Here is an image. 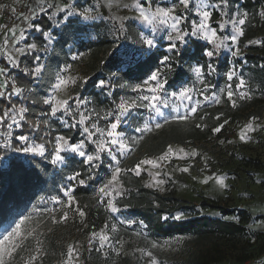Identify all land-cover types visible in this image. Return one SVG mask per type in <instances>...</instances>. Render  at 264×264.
I'll list each match as a JSON object with an SVG mask.
<instances>
[{
  "label": "snow or ice",
  "instance_id": "6c2138e0",
  "mask_svg": "<svg viewBox=\"0 0 264 264\" xmlns=\"http://www.w3.org/2000/svg\"><path fill=\"white\" fill-rule=\"evenodd\" d=\"M107 6L109 9L113 7L112 0H108ZM115 7L133 12L131 17H113L114 20L121 22L120 27L116 30L117 33L126 31L123 24L125 19H135L151 29L153 38H149L143 33L139 36L140 42L147 45L149 49L156 47L155 35L160 30L165 31L166 38L170 43L168 46L169 55L163 56L159 61V66L155 70L149 69L146 78L142 79L140 83L128 86L137 95L134 98L119 97L118 100L112 102L114 107L108 111L101 112L96 108L90 109L88 107L89 100L81 97L78 93L72 94L75 87L86 83L83 78L70 75L72 65L67 64L53 73H47L46 65L38 54L41 52L47 54L56 40L52 31L46 30L41 26V23H37L41 15L49 21H54L55 26L67 22L70 17L75 15H79L85 21L96 20L98 15L93 13L99 8V4L95 7L78 10L76 0H64L63 3H58L56 0H37L36 6L29 9L28 15L20 14L24 27L7 28L3 44L0 45V58L3 59V63L0 64V101L5 102L4 106L0 107V129H4V131H0V136L4 137L3 147L11 148L16 153L42 157L49 160L52 165H65L70 158L78 156L81 158V165L87 166L88 175L85 178L81 172L75 171L67 179L79 185H84L87 180L94 179V173L104 165L107 159V168L110 170V174L98 188L97 196L98 202L105 205L111 213L121 211L117 198L126 195L123 177L127 173L140 176L142 172L147 171L151 178L147 186L159 187L164 183V180L158 179L161 175L159 169L162 162L169 161L172 156L178 153L182 154L179 158L198 155L195 151L188 153L182 148L174 150L169 145L167 150L155 159L144 158L137 160L130 167H122L121 157H127L133 152L143 138V134L163 126L160 122H156L154 125L145 123L135 129L137 133L141 134L140 137H130L121 130L122 123L126 122V118L134 110L140 108L148 109L157 116H164L162 108L175 105L176 101L181 104L187 102L184 113L177 112L171 117L164 116V124L168 123L170 119L173 121H188L194 118L203 120V117L199 116V110L203 105L199 99L195 98L197 94L203 96L204 101L211 100L217 104L221 103V96L205 94L209 85L205 78L204 68L207 67L209 71H214L212 64L208 63L205 66L192 68L191 71L195 73L196 83L190 86L183 84L175 91H169L167 72L162 69L171 71L175 56L180 52L178 44H187L186 38L189 37L203 39L208 45H211L203 52V55L208 58L218 56L221 49H227L233 57L239 56L241 54L239 47L233 48L232 45H238L240 38L245 35L244 25L249 16L248 12H242L239 8L233 10L230 6V0H216L215 3L210 2V0H171L170 3H161L160 0H129V2L120 0L119 3L115 4ZM49 10L54 11L50 12ZM13 11L15 12V9ZM214 13L218 14L219 19L214 18ZM192 14L195 18H190ZM261 15H264V12ZM51 27L53 25L50 24L49 29ZM228 29L231 31L229 32ZM28 32L39 33L37 38L39 43L29 40L26 34ZM115 39L119 40L120 35H116ZM249 43L264 44V41L251 40ZM78 59L80 56H72V60ZM24 60H29L30 66L21 68ZM121 63L125 62L122 61ZM15 69H20L25 75L37 82L42 81L46 74L49 76L50 92L40 100H32L33 104L41 103L47 106V110L39 114L40 118L35 120L29 118L32 109L23 100L25 93L32 90L18 84L16 77L12 74ZM128 71L131 72L132 69L129 67ZM226 77L228 81H232L234 78L237 80L235 89H239V92L233 88L232 84H228L225 89L221 90V93L226 95L232 107H237V100L233 98L234 96L239 100L250 98L248 92L245 91L248 87L247 82L242 76H238L234 66L226 73ZM197 83L203 85V88H198ZM99 87L104 88L105 82L100 81ZM120 87L126 86L121 84ZM109 95H111V91H109ZM14 97L20 99L13 102ZM49 118H56L68 130L69 134H57L51 139H48L47 135L37 138L31 134L41 131L44 126L50 129ZM216 119L219 120V116ZM227 123L228 121L224 120L223 123L214 126L211 131L219 133ZM26 126L29 129V134H25L24 131H16L17 129H24ZM195 126L201 128L206 125L198 123ZM73 130L79 133L81 137L79 140L74 139L71 135ZM253 131H255L254 123H247L239 134L240 140L246 141L248 133ZM48 134L50 135V132ZM17 143L18 146H14ZM153 169L157 171H153ZM180 171L188 172L189 168L184 167ZM215 179L220 187H226L223 177H216ZM62 191L66 199H61L58 196L50 198L41 196L39 202L44 204L46 200H50L53 204L65 209L60 213L59 218L51 215L54 223L67 221L69 219L68 210L73 209L83 221L86 213L75 204L74 189L69 185ZM55 211V208H33L34 213L47 212L52 214ZM183 218L182 214L172 217L177 221ZM162 219L166 221L169 217L163 216ZM120 223L133 224L136 221L128 220L120 221ZM32 224L33 216L30 214L23 216L14 223V226L5 230L3 236L0 237V264H15L18 255L17 249H21L25 239L28 237L35 238L37 234V229ZM117 231L115 224H105L99 232L93 231L91 233L89 244L93 240H98L99 248L96 249L97 251L106 246L111 248L108 232L115 233ZM36 243L37 247L34 249V253L29 254L24 264H37L42 249L39 247L40 241L37 240ZM116 243L120 245L121 249L123 248V241L117 239ZM151 246L154 249L160 247L154 241ZM138 250L147 255L149 264H160L153 252L145 249ZM117 252L119 254L118 249ZM65 257L64 264H76L78 257L75 244L67 246Z\"/></svg>",
  "mask_w": 264,
  "mask_h": 264
},
{
  "label": "rangeland",
  "instance_id": "374dc122",
  "mask_svg": "<svg viewBox=\"0 0 264 264\" xmlns=\"http://www.w3.org/2000/svg\"><path fill=\"white\" fill-rule=\"evenodd\" d=\"M58 3H63L64 0H56ZM120 0H112L113 7L109 9L107 6L108 0H76V7L78 10H82L87 7H95L99 4V8L94 15H98L96 20L85 21L79 15L72 16L70 18H75L79 23H93V22H103L104 25L100 30H91L83 34L80 37L85 39H96L100 34H107L114 42L116 50L127 49L129 51H134L135 45L131 42L130 38L127 36V22L133 20L139 27L141 33L149 38H153L151 35V29L149 26L142 24L140 21L135 19H125L123 21L124 28L126 29L123 33H117V29L120 27V21L114 20L113 17L116 16H133V12L128 9L117 8L115 4L119 3ZM123 2H129V0H123ZM161 3H170L171 0H160ZM210 2L215 3L216 0H210ZM37 0H0V45L3 44L5 33L7 28L10 27H24L21 21L20 14H29V9L36 6ZM230 6L234 10L239 8V4H236L230 0ZM15 9V12L13 11ZM240 9V8H239ZM37 11L39 9L37 8ZM50 12L54 10H49ZM242 12H248L241 10ZM264 1L260 4L257 11L248 12V21L244 25V31L248 29L249 34H253L245 42L239 41L238 45H232L233 48L239 47L240 55L233 57L231 52L227 49H221L220 53H225L229 55L231 60V68L234 66L238 76H242L247 82L248 87L245 91L248 92L250 98L246 100H239L236 96L233 98L237 100V107H232L233 110L230 112L231 115L236 112L238 117L231 119L227 117L225 120L228 123L225 125L224 130L221 132V136L210 135L207 139L203 138L194 143L188 142L185 144H171L174 150L184 149L185 152L195 151L198 153L196 156H184L179 158L182 154H177L172 156L169 161L162 162L161 168L159 169L161 175L158 179L164 180V183L159 187H150L156 189L160 192H168L170 190H175L177 195L185 199L188 203L201 202L203 199L213 200L220 205H226L229 207L237 208H250L255 209L256 204H247L249 202L248 188L251 189V185L259 182V176L264 177V87L259 79H257L254 70L247 68L249 64L246 60V53H262L264 55V44H250L251 40L264 41ZM63 15V14H61ZM42 16V15H41ZM40 16V17H41ZM69 18V19H70ZM190 18H195L194 14ZM214 18L219 19L218 14L214 13ZM54 28H60L54 25V21H51ZM66 23V22H65ZM52 31V30H50ZM230 32L231 30L228 29ZM29 40L36 42V36L39 33L28 32ZM116 35H120V39L116 40ZM197 38V37H196ZM188 39V38H186ZM156 47L161 46L168 53L169 41L166 38V33L163 30L157 31L155 35ZM203 40V39H201ZM231 43V42H229ZM182 47L183 45H179ZM258 47L257 50L251 49V47ZM155 47V48H156ZM154 48H146L137 51L136 56L143 55ZM41 57L45 53H38ZM80 56L78 60H72V56ZM169 55V53H168ZM71 56V61L67 64L72 65L70 75L76 76L78 78H83L85 80V74L83 72V66L87 57L84 52H78L77 48H74V52ZM242 60V64L238 63V60ZM3 63L1 58L0 64ZM65 64V65H67ZM63 65L61 68H63ZM264 65V62L261 63ZM27 66L26 63L21 65V68ZM202 66V65H199ZM198 67V66H197ZM213 67V66H212ZM164 72L167 69H162ZM20 69L13 70L12 74H17ZM205 72V71H204ZM195 74V73H194ZM205 78L209 88L205 90L206 95H218L221 96V103L217 104L213 101H204L203 96L197 94L196 99H199L203 107L199 111H204L207 107H217L223 106L228 101L226 95L221 93L222 89L226 88V85L232 84L235 89L237 80L234 78L232 81H228L223 85L218 91H214L213 87L209 84L210 79L205 73ZM196 83V77L187 81L184 84L192 85ZM108 81L105 82V93L109 94ZM183 85V84H182ZM82 86V84L80 85ZM75 87L73 95L79 94L81 97L90 101L87 96H82L79 87ZM180 87V86H179ZM177 88L169 89V91H175ZM198 88H203V85L197 83ZM101 89V87H100ZM239 92V89H235ZM50 90L48 91V93ZM47 93V94H48ZM133 94L129 98H134L137 93ZM187 102L181 104L176 101L175 105H170L168 108H162L164 116L171 117L176 115L177 112L183 114L185 111V106ZM88 107L91 109L92 105L89 103ZM114 107V104L111 106ZM111 107L108 109L110 110ZM106 110V111H108ZM255 116H248L251 112ZM256 113V114H255ZM164 116H157L154 112L140 108L134 110L127 118L126 122L122 123L121 130L127 136H137L135 129L137 127L143 126L145 123L154 125L156 122L162 123L163 127L168 126L173 120H169L168 123L164 124ZM255 117V120L253 118ZM54 121L60 122L56 118H49ZM196 121V118L182 121L186 124ZM224 122V121H223ZM254 123L255 131L248 133V139L242 141L239 138V134L247 123ZM103 123V122H102ZM62 126V125H61ZM63 127V126H62ZM64 128V127H63ZM156 129V128H154ZM16 131H19L17 129ZM46 132H48V127ZM35 136V133L32 132ZM223 141V143H222ZM167 150V149H166ZM165 150V151H166ZM164 152V151H163ZM162 152V153H163ZM137 149L127 157H121L122 167L132 166V162L135 157H138ZM158 155H145L140 156V159L149 158L155 159L160 156ZM25 157H34L31 154L21 153ZM78 157V156H77ZM80 158V157H79ZM108 160H105L104 166L107 168ZM106 165V166H105ZM62 167L63 165H56ZM189 168L188 172L180 171L181 168ZM104 168V169H105ZM108 169V168H107ZM101 171V170H100ZM153 171H157L153 169ZM110 174V170H105L101 172L97 179V184H91L92 194L95 199L94 204H100L98 202V188L107 179ZM95 175V173H94ZM142 181L147 186L150 183V177L147 171L141 173ZM216 177H223L226 187H220L216 182ZM206 181V182H205ZM264 181V178H263ZM74 181H65L57 193L49 194L46 190H41L38 197L28 205L19 215L11 219L8 223L0 227V237L3 236L6 229L14 226V223L21 219L23 216L32 215L33 224L32 226L37 229V234L35 238L28 237L25 239L21 245V249H17L18 255L16 256L15 264H24L28 259L30 253H34V249L37 247L36 241L39 240V247L42 249L37 264H64L66 259L65 253L67 251V246L69 244H75L77 247V257L76 264H149V258L144 253L140 252L138 249H145L147 251L153 252L156 259L160 264H189V259L196 260L201 258H209L211 262L209 264H259L261 258L264 254V227L260 228V223L264 222V217H252L250 215V221L246 223L247 229L245 232L231 236V237H217L215 240L209 241H199L192 234L186 235H174L168 237H155L150 234L146 229L145 225L136 218L128 215L123 208L120 207L121 211L118 213H111L112 218L99 227L91 225L88 221L87 210L85 206L81 204L77 196L75 195V184ZM77 184V183H76ZM88 184V180L84 185ZM253 186L254 193L255 185ZM71 186L74 191L73 195L76 197L75 204L81 207L86 215L83 217V221L79 215L75 214L74 209L68 210L69 219L67 221H61L60 223H54L51 219V215H55L59 218L60 213L65 210L60 206L53 204L50 200H46L44 204L39 202L40 197L44 196L50 198L52 196H58L61 199H66L63 196L62 189ZM79 185V184H77ZM125 189V186H124ZM118 201L120 198H117ZM262 205V204H261ZM260 205V206H261ZM105 206V205H104ZM106 207V206H105ZM33 208H55V213L47 212H33ZM201 214L212 215L216 217H223L229 220H238L236 215L224 217L217 209H200ZM182 214L184 218H189L194 216L193 212H177L175 215ZM133 220L136 223L121 224L120 221ZM119 223V224H118ZM105 224L112 225L115 224L118 231L108 232L110 236L109 244L112 247H105L104 249L97 251L99 248L98 240H93L89 244V238L93 231L99 232ZM120 224L122 228L120 227ZM140 233V235H137ZM262 233V235H258ZM117 239L123 241V248L116 243ZM156 242L160 247L152 248L151 243ZM119 250V254L117 252Z\"/></svg>",
  "mask_w": 264,
  "mask_h": 264
},
{
  "label": "trees",
  "instance_id": "16d2710c",
  "mask_svg": "<svg viewBox=\"0 0 264 264\" xmlns=\"http://www.w3.org/2000/svg\"><path fill=\"white\" fill-rule=\"evenodd\" d=\"M262 1L264 0H232L239 4L241 10L248 12L257 11ZM37 23H41V26L46 30H52L56 37L52 49L42 57L47 73H53L69 63L74 48H77L78 52L85 53L87 60L84 63L83 72L86 83H83L79 89L82 96L90 98L92 108L101 112L108 110L113 105L112 102L118 100L119 97L129 98L133 91L128 86L140 83L142 79L146 78L149 69L155 70L163 56L168 55L164 47L158 46L143 55L136 56L137 51L145 49L146 45L140 42L141 31L133 20L127 22V36L136 48L132 52L127 49L116 50L115 42L107 34H100L96 39L80 37L93 29L100 30L104 25L103 22L79 23L75 18H70L60 28L51 27L49 29V25L53 24L42 15ZM252 35L249 34L248 29L245 30V35L240 38L241 42H245ZM38 37L39 35L35 38L39 43ZM210 47L211 45L199 38L189 37L187 39V44L180 47V52L176 54L171 71L168 69L166 71L169 89L177 88L187 81L193 80L195 74L191 69L199 65L205 66L208 63H211L215 70L209 71L205 67L204 71L210 79L209 84L214 86L215 92L228 82L226 73L231 67L229 55L219 53L218 56L208 58L203 55V52ZM251 49L257 50L258 47L252 46ZM245 57L249 63L247 68L254 70L257 79L264 87V65H261L264 62V55L249 51ZM122 61L125 63H121ZM24 63L30 66L29 60H24ZM238 63L242 64L243 62L239 59ZM129 67L132 69L131 72L128 71ZM15 76L21 86L32 90L25 93L23 100L32 109L29 118L32 120L40 118L39 114L46 111L47 106L41 103L33 104L32 100H40L48 93L50 90L49 76L46 74L44 79L39 82L28 77L22 71ZM100 81H108L109 85L106 89L111 90V95L105 93V89H100ZM121 84L126 87H120ZM19 99L14 97L13 102H17ZM226 102L223 106H209L204 111H199V116H202L203 120L196 118V121L190 124L174 121L162 129L145 132L135 147L139 156L135 157L131 164L133 165L143 154L158 155L171 144L194 143L203 138L207 139L212 134L221 136L224 128L219 133L212 132L211 129L223 123L227 117H231V119L238 117L236 112L231 115L230 112L233 108L229 101ZM4 103V101H0V107H3ZM217 116H219V120L216 119ZM248 116L255 115L251 112ZM49 120L51 128L48 129V132H46L47 126H44L41 131L34 132L35 137L47 135V138L51 139L57 134H69L68 130L59 125L57 121ZM198 123L206 126L197 128L195 125ZM0 131H4V129H0ZM19 131L29 134L27 126ZM71 135L76 140L81 138L76 130H73ZM135 135H137L136 137L141 136L140 133ZM131 137L135 136L131 135ZM3 141L4 137L0 136V227L19 215L38 197L41 190L44 189L53 195L59 191L60 186L73 172L79 171L85 178L88 175L87 166H82L81 158L77 156L70 158L62 167H58L42 157H25L21 153L13 152L11 148H4ZM14 146H18V143ZM103 166L95 173L94 179L88 180L87 185L74 184L75 195L85 206L89 223L95 227L103 225L109 218H112L111 213L103 204H94L95 199L90 187L91 184H97L95 178H98L101 172L108 170ZM123 183L126 195L119 199L118 205L128 215L142 221L150 234L157 238L192 234L199 241L215 240L220 236L231 237L245 232L246 223L250 221V214L244 208L220 205L208 199H203L199 203H188L178 196L175 190L164 193L146 186L141 175L127 173L123 177ZM206 208L217 209L224 217L236 215L238 220H229L199 212L200 209ZM177 212H193L195 214L177 221L172 219ZM163 216H168L169 219L165 221L162 219ZM120 227L122 228L121 224ZM258 235H262V233H258ZM189 260V264H209L211 262L209 258Z\"/></svg>",
  "mask_w": 264,
  "mask_h": 264
},
{
  "label": "crops",
  "instance_id": "0c3cea01",
  "mask_svg": "<svg viewBox=\"0 0 264 264\" xmlns=\"http://www.w3.org/2000/svg\"><path fill=\"white\" fill-rule=\"evenodd\" d=\"M264 177L259 176V182L254 183L256 192L253 191L254 184L251 185V189L248 188L249 202L247 204H256L255 209L245 208L252 217L263 216L264 217ZM262 204V205H261ZM261 205V206H260ZM260 228L264 227V222L260 223ZM259 264H264V254Z\"/></svg>",
  "mask_w": 264,
  "mask_h": 264
},
{
  "label": "built area",
  "instance_id": "2783aa9c",
  "mask_svg": "<svg viewBox=\"0 0 264 264\" xmlns=\"http://www.w3.org/2000/svg\"><path fill=\"white\" fill-rule=\"evenodd\" d=\"M0 60H1V58H0ZM14 75V74H13ZM15 76V75H14ZM16 77V76H15ZM16 79H17V77H16ZM17 82H18V84L21 86V84L19 83V81H18V79H17ZM248 264V263H247Z\"/></svg>",
  "mask_w": 264,
  "mask_h": 264
}]
</instances>
